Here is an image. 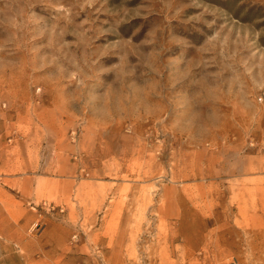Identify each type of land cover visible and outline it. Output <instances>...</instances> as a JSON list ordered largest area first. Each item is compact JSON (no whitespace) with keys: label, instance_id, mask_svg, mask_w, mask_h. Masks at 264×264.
Returning <instances> with one entry per match:
<instances>
[{"label":"rangeland","instance_id":"1","mask_svg":"<svg viewBox=\"0 0 264 264\" xmlns=\"http://www.w3.org/2000/svg\"><path fill=\"white\" fill-rule=\"evenodd\" d=\"M0 264H264V0H0Z\"/></svg>","mask_w":264,"mask_h":264}]
</instances>
